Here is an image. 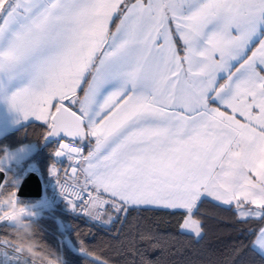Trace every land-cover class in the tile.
Listing matches in <instances>:
<instances>
[{"label":"snow or ice","instance_id":"snow-or-ice-1","mask_svg":"<svg viewBox=\"0 0 264 264\" xmlns=\"http://www.w3.org/2000/svg\"><path fill=\"white\" fill-rule=\"evenodd\" d=\"M0 96L48 135L88 139L86 155L55 154L84 176L61 193L76 208L91 186L95 220L154 205L201 237L193 212L209 198L264 220V0H0Z\"/></svg>","mask_w":264,"mask_h":264},{"label":"trees","instance_id":"trees-1","mask_svg":"<svg viewBox=\"0 0 264 264\" xmlns=\"http://www.w3.org/2000/svg\"><path fill=\"white\" fill-rule=\"evenodd\" d=\"M116 22L114 18L113 29ZM48 131V124L29 123L0 138V157L7 149L20 145L36 146L35 152L21 165L5 171L6 188V176L12 175L21 180L29 165L37 169L43 183L48 180L49 167L56 162L54 152L57 148V140L42 148ZM74 143L82 147L84 155L91 147L88 139ZM58 163L64 174L65 161ZM44 196H49L46 190ZM38 200L18 197L21 205ZM38 210L45 216L36 217L32 222L38 228L42 241L63 258V264H99L104 261L107 264H140L137 249L146 250L147 258H159L162 264H264V256L253 248V241L264 226V220H242L233 207H224L210 200H202L193 212V218L201 221V237L181 230L185 218L183 210L138 206L125 215L117 214L110 205H106L101 217L106 219L107 224L100 223V220H87L67 210L65 203L59 199L40 206ZM53 218L62 223L65 236ZM11 227L0 226V241H11ZM149 231L162 238L163 251L151 248L148 241L140 238L142 233Z\"/></svg>","mask_w":264,"mask_h":264},{"label":"clouds","instance_id":"clouds-1","mask_svg":"<svg viewBox=\"0 0 264 264\" xmlns=\"http://www.w3.org/2000/svg\"><path fill=\"white\" fill-rule=\"evenodd\" d=\"M8 187L0 188V219L12 225L10 228L11 244L17 257L28 264H63V258L40 238L34 223L26 219L33 213L18 203L16 185L19 179L6 176ZM264 255V249L261 250Z\"/></svg>","mask_w":264,"mask_h":264},{"label":"built area","instance_id":"built-area-1","mask_svg":"<svg viewBox=\"0 0 264 264\" xmlns=\"http://www.w3.org/2000/svg\"><path fill=\"white\" fill-rule=\"evenodd\" d=\"M67 157V156H66ZM65 157V158H66ZM71 162V163H70ZM67 163L69 164L67 169H65L64 175L61 178L53 177L50 179L47 183H43V193L41 198L38 200L40 201V204L38 207L43 205H49L52 204L54 200L59 199L62 200L65 203V206L67 210L77 214L84 216L87 220L90 221H98L90 217L86 214V209L84 208V205L88 202V196L89 193L92 195H96V193L89 188L85 191L80 192V199H75L76 208H74L72 205L69 204L68 200L74 199L71 195H68V198L66 199L65 196L61 193V186H66L69 189V192L75 190L79 191V184L76 182L70 181V179L67 175V171L69 169V166H75L76 162L75 160H69L67 159ZM75 186V187H74ZM44 190H46L49 193L48 197L44 196ZM104 196V194H101ZM101 212H103V209H100ZM42 216L41 214H37L36 217ZM9 224L7 221H0L1 225H7ZM11 225V224H10ZM0 264H28L27 261L21 260L19 257H17L15 250L13 247L7 243H4L0 241Z\"/></svg>","mask_w":264,"mask_h":264},{"label":"crops","instance_id":"crops-1","mask_svg":"<svg viewBox=\"0 0 264 264\" xmlns=\"http://www.w3.org/2000/svg\"><path fill=\"white\" fill-rule=\"evenodd\" d=\"M115 18V17H114ZM15 89H10L9 90V95H11V92L14 91ZM83 95V93L81 94V96ZM66 106H68L69 108H71L72 110L76 111L78 109V105L77 107H73L74 105L71 104L69 101H65L64 102ZM55 104V102H54ZM54 107L52 109V111H54ZM29 123H44V124H47L45 121L43 120H37L35 117L33 116H30L28 117L27 119H25L22 115V113L13 108L4 98L3 96H0V138L29 124ZM71 145L75 146V143L74 142H71ZM7 152H10V151H7ZM67 156V155H65ZM59 159L56 158V162L53 163L50 167H49V171H48V176L50 178L52 177H58V178H61L63 177L64 174L61 173V166L60 164L58 163ZM55 167L56 169V172L55 174L52 173V168ZM33 170V169H32ZM69 177V176H68ZM70 178V177H69ZM70 179H73V182H76V183H79V184H83L84 183V176L83 175H80L79 173H77L76 177L75 178H70ZM91 187V186H90ZM92 189V188H91ZM93 190V189H92ZM94 191V190H93ZM207 200H210L218 205H221V206H224V207H233L237 216L240 218L239 214H238V211L235 209L234 206H226V205H222L220 204L219 202H216V201H213L211 200V198L207 199ZM142 206H145V205H142ZM106 207V206H105ZM104 207V208H105ZM146 207H157V208H164V207H158V206H154V205H147ZM103 208V209H104ZM164 209H169V208H164ZM173 210V209H171ZM184 211V210H183ZM252 218H259V217H252ZM247 219V218H245ZM184 222V221H183ZM102 224H107L106 222V219H103L101 221ZM183 224V223H182ZM182 226V225H181ZM181 230L185 233H188V234H192L195 236L194 233H192L191 231L189 230H185V229H182L181 227ZM261 230H264V226L261 227V229L259 230L258 234L256 235L254 241H253V248L260 254L261 253V248L259 247V245L257 244V239L258 237L260 236V233H261ZM262 255V254H261ZM264 256V255H262Z\"/></svg>","mask_w":264,"mask_h":264},{"label":"water","instance_id":"water-1","mask_svg":"<svg viewBox=\"0 0 264 264\" xmlns=\"http://www.w3.org/2000/svg\"><path fill=\"white\" fill-rule=\"evenodd\" d=\"M49 131H50V129H49ZM49 131H48V133H49ZM54 140H57V148L54 152V157L59 159V160H63L65 155L57 156L55 154L56 151L59 150V145L61 143L71 144V142H74V141L79 140V139L73 140L71 137H67L63 132L58 133L56 135H48L47 134V136L44 140V143L42 144V148L46 147L47 145H49ZM73 168L74 167H70L67 171V175L70 178H75L77 175L76 174L74 176L73 171H72ZM4 179H5V172L2 171V172H0V181H4ZM42 188H43V184H42V180H41L38 172L36 170H27L23 174V176L20 180V183L17 187V197L39 199L42 196V192H43Z\"/></svg>","mask_w":264,"mask_h":264},{"label":"rangeland","instance_id":"rangeland-1","mask_svg":"<svg viewBox=\"0 0 264 264\" xmlns=\"http://www.w3.org/2000/svg\"><path fill=\"white\" fill-rule=\"evenodd\" d=\"M79 148L82 149L81 146H79ZM35 150H36V146L35 145H27V144L26 145H20V146H18L16 148H13V149H7L5 151V153L3 154V156L0 157V168H2L3 171L5 172L7 169L13 168V167H15L17 165H21L24 160H26L29 156H31L35 152ZM7 151H10V152H7ZM67 159H68V157H66L63 160H61V161H65V163H66V168L65 169H67V167L69 165L67 163ZM70 167H77V165L69 166V168ZM32 169L37 171V169L34 168L33 165H29L28 168H27V170H32ZM38 174H39V172H38ZM52 178H50L48 176V180L46 182H44V184L47 183ZM68 180L73 181V179H68ZM77 184H79V183H77ZM79 185H81V184H79ZM39 204H40V201L39 202H34V203H26V204L23 205V206H26L33 213V215L31 217H26V219H29V220L32 221L33 219L36 218V215L38 213L41 214L42 216H45V214H43L41 211L38 210V208H39L38 205ZM53 219L57 222L60 231L65 236V230H64V227H63L62 223L58 219H55V218H53ZM99 220H100V223H101L103 218L101 217ZM7 225H10V224H7Z\"/></svg>","mask_w":264,"mask_h":264}]
</instances>
